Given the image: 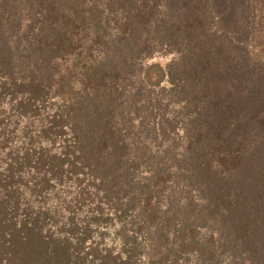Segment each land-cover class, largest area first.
I'll list each match as a JSON object with an SVG mask.
<instances>
[{
	"label": "trees",
	"instance_id": "obj_1",
	"mask_svg": "<svg viewBox=\"0 0 264 264\" xmlns=\"http://www.w3.org/2000/svg\"><path fill=\"white\" fill-rule=\"evenodd\" d=\"M0 264H264V0H0Z\"/></svg>",
	"mask_w": 264,
	"mask_h": 264
}]
</instances>
